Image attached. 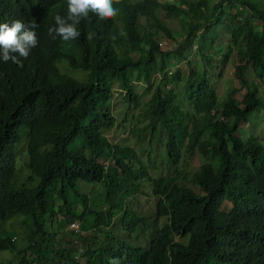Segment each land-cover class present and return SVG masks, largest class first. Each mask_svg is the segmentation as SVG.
<instances>
[{
    "label": "trees",
    "instance_id": "trees-1",
    "mask_svg": "<svg viewBox=\"0 0 264 264\" xmlns=\"http://www.w3.org/2000/svg\"><path fill=\"white\" fill-rule=\"evenodd\" d=\"M168 1L113 0L118 15L100 20L89 13L77 26L79 38L65 42L59 37L53 40L48 28L54 26L57 14L66 17L67 0H0V23L21 19L39 25L38 46L23 60V67L0 59V253L19 256L14 264H81L80 256L84 264H109L112 258L120 264H264V148L257 140L236 134L251 113L264 110L261 90L246 77L254 73L264 89V0ZM184 12L191 18L184 22L186 35L171 52L161 49L149 31L142 33L145 26L140 19L145 18L147 27L172 39L165 17ZM119 22L125 35H120ZM193 43L206 66H196L189 57ZM208 49L225 64L236 49L242 50L244 62L236 71L245 88L240 98L239 87H233L218 103L207 74L213 58ZM136 50L137 60L132 57ZM62 61L86 73V80L64 74ZM181 63L190 68L185 97L193 113L181 106L173 88L181 81V69L169 68ZM134 71L136 81L146 86L142 95ZM154 75H161L156 83ZM116 87L127 90L123 98L136 108L143 94H150L133 120L137 128L132 133L143 139L149 132L150 153L159 135L154 144L163 146V151L155 155L157 161L167 157L169 166L177 167L195 150L208 160L191 175L193 187L178 183L177 177L152 178L133 147L108 140L103 131L117 124L112 112ZM195 114L211 117L200 126L192 119ZM142 117L146 124L139 126ZM77 140L84 152L69 150ZM21 145L30 172L23 182L16 168ZM141 176L157 198L153 220L162 218V226L154 229L148 246L115 237L111 242L103 229L112 223L116 210L130 233L146 220L123 205L139 192ZM33 182L34 186L28 185ZM78 183L101 185L105 207L95 208V198L76 192L84 210L77 214L66 195ZM55 198L60 201L57 206ZM62 213L68 224L74 219L87 221L94 234L89 239L101 234L106 244L94 241L84 252L75 245V249L60 248V243L55 247L56 234L46 230L44 221L61 227ZM16 216L23 217L27 226L28 246L22 250L15 246L13 230L2 225Z\"/></svg>",
    "mask_w": 264,
    "mask_h": 264
},
{
    "label": "rangeland",
    "instance_id": "rangeland-1",
    "mask_svg": "<svg viewBox=\"0 0 264 264\" xmlns=\"http://www.w3.org/2000/svg\"><path fill=\"white\" fill-rule=\"evenodd\" d=\"M137 0H132V2H135ZM161 2L165 0H159ZM178 0H169L168 2L175 4ZM210 4H214L218 2L219 0H207ZM185 8V6H182ZM228 7V6H227ZM184 10V9H183ZM228 13L231 14L229 11V8L226 9ZM234 13V11H232ZM159 14L162 15V13ZM118 15V14H117ZM230 16V15H228ZM191 18L188 16L187 13H182L178 17H165L166 25L170 28L173 38L169 39L165 32L162 30H158L156 28L147 27V22L145 18L140 19V23L145 26V30L142 31L148 32L150 38L157 41L161 47V49L166 50V52H171V50L176 49L180 41L185 37V26L184 22H188ZM121 31L123 32L125 28H123V24L121 22ZM118 24V21H117ZM260 24V22H258ZM223 40H226L223 39ZM208 53L213 57L211 65L207 68V74L210 78V81L212 85L214 86L216 92H217V100L219 104H222L224 100L227 98L229 90L233 87H239L240 91L237 94V97L240 98L243 93L245 92V88L241 87L237 78H236V71L238 69L239 64L244 62V54L242 50L236 49V52L231 56V58L228 60V62L222 63L220 60L221 56L218 55V53H214L213 50L208 49ZM138 52H134L132 57L137 60L138 59ZM189 57L193 61V64H195L198 67L206 66L207 64L201 60L197 56V43H193V48L190 52ZM60 69L62 72L78 81H85L87 78V74L80 71V70H73L70 69L66 61H62V63L59 64ZM181 69V81H179L177 84L173 85V88L177 92L178 96V102L181 103V106L183 108H186L187 111L190 113H193L192 109L188 106L186 102L185 97V89L188 85V74H189V67L186 66V64L181 63L178 65L171 66L169 68V71L174 72L175 69ZM133 79L135 81V85L137 86L138 93L142 95L144 92V88H146L145 84L142 81H136L137 71H134ZM247 79L255 81L259 89L261 90V93L264 96V89L262 83L258 80L256 75L252 72H248V75H246ZM152 78H154V82L156 83L160 78L161 75H154ZM127 93V90H121L118 87L114 88V94L112 98V112L114 113L117 124L114 127L107 128L104 130V134L108 138L109 141L112 142L114 145L122 144V146H131L133 147L140 155L141 160L144 162L148 169V173L152 178H160V177H177V182L180 184H183L185 186L193 187L190 177L191 175L196 172L201 166L207 164L208 160L201 154L198 153L197 150H195V153L193 155H184L181 158V161L177 167L169 166L168 160L166 157V161L163 160V158L158 157V161L156 159V154L160 153L162 154L163 146H160L157 144H154V142L157 140L159 135H157V138L153 139L152 142V148L153 153L148 152L149 150V132L144 133L143 136L145 138L140 139L138 134L132 133V130L137 128L133 124V120L137 118V116L140 115L142 111V106L144 103L148 101L150 94H143L142 100H141V106L136 108L133 106H130V103L125 102L124 96ZM126 115V116H125ZM192 115V114H191ZM210 115L206 114H195L194 118L195 121L200 124V126H204L207 122H209ZM145 123L144 118L142 117V121L139 123V126H143ZM232 124V121L230 122ZM192 122H189V127H191ZM237 135L241 137L246 138H253L260 142L261 146L264 148V110L258 109L253 114L251 113L249 115V122L246 124L240 125L239 129L236 132ZM166 140V135L164 136ZM84 146L81 145V141L77 140L75 142H72V144L69 147L70 151H77L81 150L83 151ZM84 152V151H83ZM153 160V164H151L150 160ZM27 155L25 153L24 145H21L19 147V150H17V158H16V168H17V174H19V180L21 182L26 181V177L29 175V171L26 168L27 163ZM99 162H103L101 159H99ZM210 162H213V158H210ZM105 165H112L111 162H103ZM168 164V165H167ZM138 168V167H137ZM36 182H33L31 184H28L29 186H34ZM138 184L140 185L139 192L135 193L133 197L127 198L125 201L124 206H129L132 210L138 213V215L142 218H145L144 224H141L136 232L130 233L128 229L124 227V221L122 220V213L119 210H116V214L113 218V221L109 225H104L103 232L107 231L109 236H111V242H114V237L116 240L127 242L128 244L133 243H140L141 245L148 246L153 232H155V228H160L163 222L162 218L157 221L153 220V215L156 212V206H157V198L152 193V188L150 185V182L147 178H144V176L140 177V180L138 181ZM76 192L78 193H86L90 200H93L95 198V208H103L105 207L103 198H104V188L99 184H93V185H86L84 183H78L76 187L67 193V198L71 202L72 205L75 207V211L77 214H80L83 210V205L79 203V199L76 197ZM60 203V201L55 198V206H57ZM79 203V204H78ZM90 204V202H89ZM93 205V204H92ZM94 208V209H95ZM61 213V212H60ZM64 215L65 210L63 211ZM59 214L58 220L61 223V227H57V224L55 222L50 223L49 219L46 218L45 225L46 230L50 233H55L56 236H54V246H58V243H60V248L65 249H75V247H78V250L83 249V252L88 248L92 247V243L94 241L95 244H106V237H101V234H96V237L94 241L92 239H89V236L93 237L94 234L91 233V230L87 229V221H82L78 219H74L79 225V231H76V228L72 226V223H65L64 221V215ZM89 219L91 217L89 216ZM73 220V221H74ZM164 221V220H163ZM57 222V219H56ZM28 224V223H27ZM2 225L4 228L13 230L14 233V242L15 246L19 248L20 250L25 249L26 246H28L26 241V233H27V226L26 222H23V217H13L9 220H6L2 222ZM74 228V229H71ZM105 230V231H104ZM113 236V237H112ZM63 241H60V240ZM86 239H89V241H86ZM178 240L179 237H176ZM116 243V242H115ZM75 245V247L73 246ZM19 256H17L14 253H11L9 251L0 253V263L1 264H14L15 259L17 260ZM81 260V264L85 263V258L81 256L79 257Z\"/></svg>",
    "mask_w": 264,
    "mask_h": 264
},
{
    "label": "clouds",
    "instance_id": "clouds-1",
    "mask_svg": "<svg viewBox=\"0 0 264 264\" xmlns=\"http://www.w3.org/2000/svg\"><path fill=\"white\" fill-rule=\"evenodd\" d=\"M118 11L113 6V0H67L66 17L57 14L54 18V26L48 28V35L53 40L57 37L65 42L75 40L80 36L77 26L82 19L88 18L89 13L95 14L100 20H105L115 17ZM38 27L39 25L33 22L25 24L21 19H15L11 23H0V59L5 63L11 61L18 67H23V60H26L31 50L38 46L39 41L35 31ZM120 35L125 33L121 32ZM109 264H120V262L117 258H112Z\"/></svg>",
    "mask_w": 264,
    "mask_h": 264
},
{
    "label": "built area",
    "instance_id": "built-area-1",
    "mask_svg": "<svg viewBox=\"0 0 264 264\" xmlns=\"http://www.w3.org/2000/svg\"><path fill=\"white\" fill-rule=\"evenodd\" d=\"M72 226H74L75 228H76V231H78V223L76 222V221H74L73 223H72ZM72 229H74V228H72Z\"/></svg>",
    "mask_w": 264,
    "mask_h": 264
}]
</instances>
